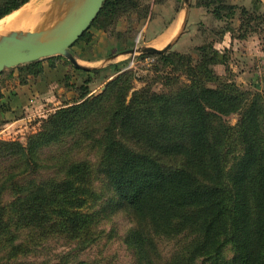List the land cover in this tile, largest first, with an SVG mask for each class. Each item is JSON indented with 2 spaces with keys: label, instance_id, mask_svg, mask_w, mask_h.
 Returning a JSON list of instances; mask_svg holds the SVG:
<instances>
[{
  "label": "trees",
  "instance_id": "obj_1",
  "mask_svg": "<svg viewBox=\"0 0 264 264\" xmlns=\"http://www.w3.org/2000/svg\"><path fill=\"white\" fill-rule=\"evenodd\" d=\"M28 1L0 0V20ZM124 2L106 0L93 24L106 28L105 20L109 25ZM211 50L200 48L194 66L189 57L178 56L188 83L175 91L142 89L127 100L129 81L122 88L113 80L102 93L84 98L88 91L83 89L74 104L41 117L40 129L25 144L2 142L9 171L3 189L14 199L0 207V222L12 216L20 226L27 221L55 233L86 236L95 222L89 175L96 164L138 222L128 233L140 253L138 264H158L155 238L200 235L205 243L188 244V256L179 259L188 264L220 236L237 231L257 235L262 251L256 263L264 264V103L214 75L210 65L224 61ZM21 71L39 74L42 65L30 63ZM20 79L24 83L26 77ZM68 82L65 86L73 88ZM236 112L238 123L228 125L223 116ZM84 150L95 152L93 162ZM41 169L50 173L37 179ZM24 184L31 187L26 191ZM242 264H254L248 251Z\"/></svg>",
  "mask_w": 264,
  "mask_h": 264
},
{
  "label": "rangeland",
  "instance_id": "obj_2",
  "mask_svg": "<svg viewBox=\"0 0 264 264\" xmlns=\"http://www.w3.org/2000/svg\"><path fill=\"white\" fill-rule=\"evenodd\" d=\"M57 1L29 0V4L33 5L32 8H37L28 22L29 26L26 25L28 27H25V30L3 32L0 34V39L3 35L11 33L21 34L34 41L49 39L51 37L49 34L59 25L57 21L61 23L60 21L70 15L76 7L70 6L71 0ZM224 1L227 4H223ZM204 3H208V6L203 5ZM228 4L234 6L233 11L221 7L222 5L227 7ZM215 8H220V15H214ZM193 9L197 10L193 11ZM176 12L183 23V32L186 33L181 40V47L172 46L178 36L162 49H157L160 50L159 52L140 51L144 47H150L154 34L166 26ZM94 21L83 33L86 34L84 38H79L68 48L70 54L83 68L75 67L63 55L44 57L30 62L48 61L52 65L62 60L71 70L63 81L68 82L73 80L72 77H76L72 84L73 91L62 94L58 107L74 104L83 89L88 91L84 98L98 95L113 80L118 81V86L122 88L129 81L131 88L127 100L132 92L142 89L158 94L175 91L182 83H188L186 68L182 66L183 60L178 56L189 57L191 59L189 65L194 66L200 59V48L203 47L207 51H212L211 47H214L220 52L219 59L224 61L210 65L214 75L221 80L234 81L240 91L251 93V96H259L260 101L264 103V0H125L118 7L109 25L108 20H105L106 28L94 25ZM147 22L152 24L154 30L148 32L143 30ZM95 30L102 34V43L115 38L117 51L115 53L111 51L112 53L100 57L94 64H87L82 61L81 56L90 50L91 47L85 42L92 38ZM226 34L230 35L233 44L237 45L236 50L216 48V44L222 41ZM130 49L135 51L125 52ZM30 63L2 70L0 88H10L14 86L15 81H21L20 77H26L27 73L23 74L21 69ZM185 65L189 66L187 63ZM237 72L239 74L244 72L246 79L237 81ZM14 77H18L17 80ZM78 100L82 102L81 99ZM40 118H32L31 124L39 123ZM238 118V112L223 116L230 126H235ZM34 126L18 136L0 138V207L14 199L10 190L3 189L7 182V180L4 182L5 177L9 172L8 163H5L3 155L8 147L1 143L25 144L27 139L40 129L39 124ZM46 152L48 149L43 150V153ZM82 153L91 162L95 160V152L84 150ZM43 163L45 161L41 162ZM97 169V165L94 164L93 172L89 175V177L92 175L90 182L94 192V204L91 210L95 222L88 229L86 236L82 233L78 235L55 233L49 231L48 226H34L27 221L20 226L18 220L11 216L9 220L6 219L8 222H5V219L0 222V264H138L140 253L134 248L136 245L128 241L129 231L138 222L129 207L121 203L120 197L112 191L106 175L97 172ZM47 173L50 171L41 169L35 177L44 179ZM24 185L26 191L31 187L28 184ZM237 224L239 225V219ZM244 227L251 229L249 223H244ZM155 240L160 255L158 264H179L181 255L188 256L184 252L188 244L201 246L205 243L202 237L194 232L184 233L174 239L155 238ZM212 249L218 251L214 253ZM245 251H248L254 264H258L256 259L261 255L262 249L257 235L232 232L225 237L220 236L214 246L210 248L206 246L204 252L195 253L188 264H242V255Z\"/></svg>",
  "mask_w": 264,
  "mask_h": 264
},
{
  "label": "crops",
  "instance_id": "obj_3",
  "mask_svg": "<svg viewBox=\"0 0 264 264\" xmlns=\"http://www.w3.org/2000/svg\"><path fill=\"white\" fill-rule=\"evenodd\" d=\"M195 10L197 9H193V11ZM143 28L145 32L154 30V27L149 22L145 23ZM178 33L179 37L172 46L181 47V40H183L186 34L183 32L181 19L178 18V12H176L174 18L154 34L150 47L162 49L173 41ZM101 36L102 34L95 30L92 38L88 42H85V44L91 48L88 52L82 54V61L87 64H92L100 57L117 51L115 38H112L111 41L102 43ZM216 48H230L236 50L238 47L235 43L233 44L230 35L226 34L222 41L216 44ZM41 65V73L35 75L28 74L24 83L17 80L18 77H14V79L17 80L14 86L1 89L0 138L7 139L9 137L18 136V134H22L25 130L35 127L34 125L38 123L31 124L32 118L45 117L58 108L57 105L61 101L62 94H68L73 91L72 88L65 86V82L63 81L65 75L71 71L64 61L58 60L52 65L48 61H42ZM15 76H18V74ZM236 76L237 81L246 79L244 77V72L240 74L237 72ZM75 78L76 77H72L71 79L73 80H69L70 84H74Z\"/></svg>",
  "mask_w": 264,
  "mask_h": 264
},
{
  "label": "water",
  "instance_id": "obj_4",
  "mask_svg": "<svg viewBox=\"0 0 264 264\" xmlns=\"http://www.w3.org/2000/svg\"><path fill=\"white\" fill-rule=\"evenodd\" d=\"M104 2L105 0H83L82 5L78 9L66 16L63 21L53 29L49 34L51 37L47 40L34 41L16 33L1 37L0 72L6 68L30 63L54 55H63L75 67L83 68V66L79 65L76 59L70 54L68 48L72 43L78 40L92 24ZM182 26L183 23H181V27ZM179 33L175 38L178 37ZM134 51L135 50L130 49L125 52L133 53ZM140 51L159 52L160 50L153 47H144L140 49Z\"/></svg>",
  "mask_w": 264,
  "mask_h": 264
},
{
  "label": "bare ground",
  "instance_id": "obj_5",
  "mask_svg": "<svg viewBox=\"0 0 264 264\" xmlns=\"http://www.w3.org/2000/svg\"><path fill=\"white\" fill-rule=\"evenodd\" d=\"M59 1V0H58ZM57 1V2H58ZM72 1V0H71ZM70 1V6L74 5L76 6L73 11L71 13H73L76 9H78L82 3L83 0H74L73 2ZM31 2V1H30ZM51 2V1H50ZM53 3V2H51ZM48 4H50L48 2ZM55 4V3H54ZM68 4V3H67ZM52 5V4H51ZM33 6V5H32ZM32 6L29 4V2L27 4H25L24 6H22L20 9L14 11L13 13L7 15L6 17H4L3 19L0 20V34H2L3 32L5 33L6 31H18V30H25V27H28L30 23H28L31 18L34 16V14L36 13L35 9L37 8H32ZM42 7V6H41ZM65 7V6H64ZM63 7V8H64ZM54 8V7H53ZM50 9V8H49ZM66 9V7H65ZM72 9V8H71ZM67 10V9H66ZM44 11V10H43ZM65 11V10H63ZM69 11V10H68ZM61 12V11H60ZM70 13V14H71ZM38 20V19H37ZM63 20V19H62ZM62 22V21H60ZM34 23V22H33ZM56 23V22H53ZM52 24V23H51ZM57 24L58 21H57ZM28 25V26H26ZM37 26V25H36ZM55 26V25H53ZM56 27V26H55ZM54 28V27H53ZM29 29V28H28ZM4 36V35H3Z\"/></svg>",
  "mask_w": 264,
  "mask_h": 264
}]
</instances>
